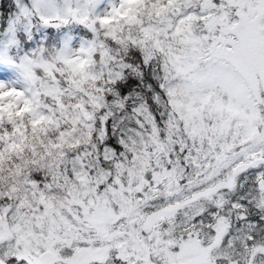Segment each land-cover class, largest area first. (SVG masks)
<instances>
[{"label":"snow or ice","instance_id":"snow-or-ice-1","mask_svg":"<svg viewBox=\"0 0 264 264\" xmlns=\"http://www.w3.org/2000/svg\"><path fill=\"white\" fill-rule=\"evenodd\" d=\"M0 264H264V0H0Z\"/></svg>","mask_w":264,"mask_h":264}]
</instances>
